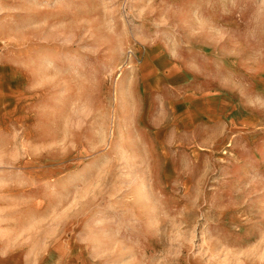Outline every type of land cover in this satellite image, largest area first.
<instances>
[{"label":"rangeland","instance_id":"374dc122","mask_svg":"<svg viewBox=\"0 0 264 264\" xmlns=\"http://www.w3.org/2000/svg\"><path fill=\"white\" fill-rule=\"evenodd\" d=\"M0 264H264V0H0Z\"/></svg>","mask_w":264,"mask_h":264}]
</instances>
